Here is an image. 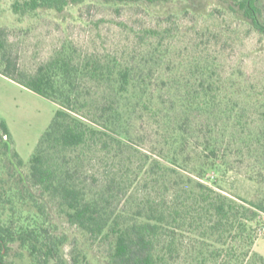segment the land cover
Wrapping results in <instances>:
<instances>
[{
    "label": "trees",
    "instance_id": "16d2710c",
    "mask_svg": "<svg viewBox=\"0 0 264 264\" xmlns=\"http://www.w3.org/2000/svg\"><path fill=\"white\" fill-rule=\"evenodd\" d=\"M75 1L13 0L11 10L61 14ZM99 1L201 10L198 0ZM219 3L264 35V0ZM4 33L0 73L57 108L27 164L0 121V264H15L4 258L13 244L30 264H264L255 250L264 227L263 90L221 74L207 54L177 53L166 24L137 32L123 54L63 43L32 72L20 69ZM233 152L247 155L261 184L250 196L222 188ZM99 244L102 261L91 257Z\"/></svg>",
    "mask_w": 264,
    "mask_h": 264
},
{
    "label": "rangeland",
    "instance_id": "374dc122",
    "mask_svg": "<svg viewBox=\"0 0 264 264\" xmlns=\"http://www.w3.org/2000/svg\"><path fill=\"white\" fill-rule=\"evenodd\" d=\"M12 2L0 0V29H4L6 44L17 57L20 69L26 72L34 71L63 43L100 56L123 54L136 47L137 32L166 24L172 30L169 38L177 53L207 54L217 62L221 74H232L246 89L248 84L264 91V35L223 8L220 0H198L201 10L197 14L179 10L176 1L110 5L99 0H76L61 14L39 9L23 16L12 12ZM56 108L52 100L0 74V121H5L15 150L25 164ZM227 159L230 169L223 176L222 188L234 195L250 196L256 192L261 184L248 171L247 155L233 152ZM3 162L0 153V170ZM22 170L27 172L25 166ZM211 175L209 172L203 179L209 185ZM250 175L254 178L249 179ZM261 217L264 221V213ZM61 227L70 237L74 236L70 225L63 223ZM263 231L264 227L255 243V250L262 256ZM68 248L67 245L65 252ZM104 251V244L94 245L91 257L102 261ZM4 258L15 264H30L26 251L16 244Z\"/></svg>",
    "mask_w": 264,
    "mask_h": 264
},
{
    "label": "crops",
    "instance_id": "0c3cea01",
    "mask_svg": "<svg viewBox=\"0 0 264 264\" xmlns=\"http://www.w3.org/2000/svg\"><path fill=\"white\" fill-rule=\"evenodd\" d=\"M1 74V73H0ZM2 75V74H1ZM2 76H4V75H2ZM4 77H6V76H4ZM9 79V78H8Z\"/></svg>",
    "mask_w": 264,
    "mask_h": 264
},
{
    "label": "built area",
    "instance_id": "2783aa9c",
    "mask_svg": "<svg viewBox=\"0 0 264 264\" xmlns=\"http://www.w3.org/2000/svg\"><path fill=\"white\" fill-rule=\"evenodd\" d=\"M262 233H263V235H264V231H263Z\"/></svg>",
    "mask_w": 264,
    "mask_h": 264
}]
</instances>
